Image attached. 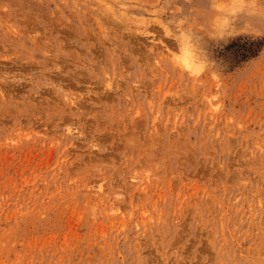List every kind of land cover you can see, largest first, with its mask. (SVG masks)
<instances>
[{"label":"rangeland","instance_id":"1","mask_svg":"<svg viewBox=\"0 0 264 264\" xmlns=\"http://www.w3.org/2000/svg\"><path fill=\"white\" fill-rule=\"evenodd\" d=\"M0 264H264V0H0Z\"/></svg>","mask_w":264,"mask_h":264}]
</instances>
